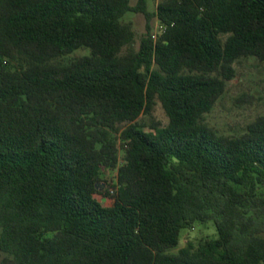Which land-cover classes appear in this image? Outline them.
Returning <instances> with one entry per match:
<instances>
[{"label": "trees", "instance_id": "trees-1", "mask_svg": "<svg viewBox=\"0 0 264 264\" xmlns=\"http://www.w3.org/2000/svg\"><path fill=\"white\" fill-rule=\"evenodd\" d=\"M147 4L0 0V264H264V117L237 137L205 119L237 61L264 62V0Z\"/></svg>", "mask_w": 264, "mask_h": 264}, {"label": "rangeland", "instance_id": "rangeland-1", "mask_svg": "<svg viewBox=\"0 0 264 264\" xmlns=\"http://www.w3.org/2000/svg\"><path fill=\"white\" fill-rule=\"evenodd\" d=\"M139 0H131V5L135 6ZM161 0H148V10L151 13L157 11ZM123 21L132 26L135 33L133 48L138 50L141 38L147 32V20L141 13H127ZM151 32L156 38L162 31L158 18L154 16L150 22ZM88 51L80 50L73 56L86 55ZM235 74L223 93L216 99L211 111L205 114V119L209 126L219 135L224 137H237L246 132L247 126L260 117H264V62L255 58H242L234 64ZM152 119L159 122L162 126L169 123V119L158 103L152 113ZM141 124L149 125L151 117L142 115L139 119ZM125 124H122L123 128ZM119 161H123L125 151L118 144ZM118 170L111 169L104 171V180L107 183H99L101 194H96L95 198L104 206H112L114 198L108 195L114 194L118 190L117 186ZM217 237V230L213 222L205 224L197 223L193 229L184 230L181 233L178 248L171 250L173 254H178L182 249L187 248L189 243L198 246L207 240Z\"/></svg>", "mask_w": 264, "mask_h": 264}, {"label": "built area", "instance_id": "built-area-1", "mask_svg": "<svg viewBox=\"0 0 264 264\" xmlns=\"http://www.w3.org/2000/svg\"><path fill=\"white\" fill-rule=\"evenodd\" d=\"M161 27V29H162V31H163V26H160Z\"/></svg>", "mask_w": 264, "mask_h": 264}]
</instances>
